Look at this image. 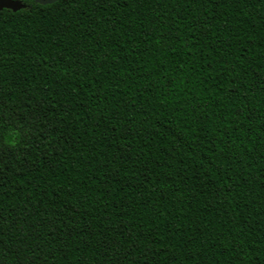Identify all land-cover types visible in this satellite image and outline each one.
Returning <instances> with one entry per match:
<instances>
[{"label": "trees", "instance_id": "obj_1", "mask_svg": "<svg viewBox=\"0 0 264 264\" xmlns=\"http://www.w3.org/2000/svg\"><path fill=\"white\" fill-rule=\"evenodd\" d=\"M0 10V264H264V0Z\"/></svg>", "mask_w": 264, "mask_h": 264}, {"label": "water", "instance_id": "obj_2", "mask_svg": "<svg viewBox=\"0 0 264 264\" xmlns=\"http://www.w3.org/2000/svg\"><path fill=\"white\" fill-rule=\"evenodd\" d=\"M57 0H36V2L41 4L53 3ZM25 5L21 0H0V10L4 8L12 9L17 11L23 8Z\"/></svg>", "mask_w": 264, "mask_h": 264}]
</instances>
